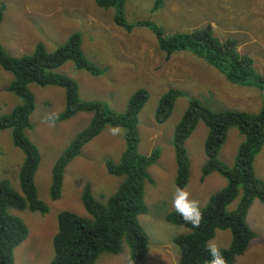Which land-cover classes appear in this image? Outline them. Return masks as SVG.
<instances>
[{"label":"rangeland","instance_id":"obj_1","mask_svg":"<svg viewBox=\"0 0 264 264\" xmlns=\"http://www.w3.org/2000/svg\"><path fill=\"white\" fill-rule=\"evenodd\" d=\"M0 11V46L13 57L32 54L38 43L52 53L65 42L64 38L67 40L73 32L79 34L82 54L101 72L92 74L72 61L53 71L74 79L81 99L98 100L109 110L123 113L134 92L146 91L147 99L138 113V150L149 155L157 149L159 155L148 167L149 178L143 185L147 212L141 224L149 236L144 264H178L179 252L173 238L188 229L165 219L174 210V127L190 98H197L214 111L239 110L253 114L262 107L264 89L228 80L222 71L191 50L168 55L160 48L156 30L162 37H169L209 24L218 39L236 40V50L249 55L254 71L264 74V0H124L125 27L116 24L115 7H101L96 0H0ZM11 79V74L0 65V116L23 102L7 90ZM28 88L34 98V109L24 136L39 152L34 183L38 198L48 209L40 213L27 208H8L27 229L25 237L15 246L13 257L14 264H49L54 255L52 239L57 232V214L68 210L87 216L81 199L86 185L91 196L99 201H105L117 189L122 177L110 175L104 161L117 162L125 143L123 131L113 136L108 131L110 125H106L66 164L60 196L55 200L50 198L53 164L71 140L88 126L92 113L79 111L57 121L65 108L64 88L36 83L28 84ZM170 89L179 90L182 95L175 99L167 119L158 124L155 110L161 96ZM206 136V125L198 121L184 142L189 161V178L184 189L200 206L226 185V179L217 172L202 178ZM242 139L238 129L230 127L218 153L219 160L232 165ZM257 155L254 172L264 181V145ZM23 160L24 153L14 145L10 129L0 130V181H8L18 193ZM238 200L239 196L227 206L228 211L236 208ZM246 222L256 236L233 264H264V204L258 199L249 206ZM210 241L219 248L228 247L230 230L217 229L207 246ZM128 256V245L122 242L118 254L101 253L95 264H127Z\"/></svg>","mask_w":264,"mask_h":264},{"label":"trees","instance_id":"obj_2","mask_svg":"<svg viewBox=\"0 0 264 264\" xmlns=\"http://www.w3.org/2000/svg\"><path fill=\"white\" fill-rule=\"evenodd\" d=\"M123 1L96 0L101 7H115L114 20L116 24L125 27L122 18ZM1 19L0 11V21ZM156 32L160 48L168 55L179 50H191L222 71L228 80L264 89V74L254 71L251 57L236 50V40H220L215 37L211 25L169 37H162L159 30ZM79 39V34L73 32L52 53L38 43L32 54L20 57L6 54L0 46V65L12 76L7 90L23 100L10 113L0 116V130L10 129L14 145L24 153L18 174L20 193L8 181H0V264H14V248L27 232L22 220L12 215L8 208H27L40 213H45L48 209L46 203L38 198L34 183V174L40 161L39 152L24 136V130L30 127L29 116L34 109V98L28 88L30 83L64 88L65 108L58 115L57 121L68 119L79 111L92 113L88 126L71 140L53 164L50 198L55 200L60 196L66 164L106 125L122 128L125 143L117 162L109 159L104 161L110 175L122 177L117 189L105 201H99L91 196L86 185L81 199L88 215L82 216L68 210L57 214V232L52 239L54 255L49 264H95L101 253L118 254L122 242L128 245V259L131 258L133 264H144L149 236L141 224L142 216L147 212L143 200V185L149 178L148 167L157 161L159 155L157 149L149 155L138 150V113L147 99V93L143 89L134 92L127 100L123 113L109 110L98 100L81 99L76 81L53 71L66 61H72L78 68L92 74L101 72L84 57ZM179 95H182L181 91L170 89L161 96L154 113L158 124L167 119ZM198 121H202L207 127L204 141L206 160L202 178L211 172H217L226 179V185L211 194L206 204L200 206L203 219L199 228L186 223L174 210L168 212L165 219L188 229L173 238L179 252L178 264H208L210 255L207 242L217 229L230 230V245L219 249L227 264H233L235 258L244 252L248 242L256 236L246 222L249 206L254 199L264 204V181L255 175L253 164L264 145V102L258 112L249 114L239 110L214 111L197 98H190L173 130L175 187L184 188L187 184L189 161L184 142ZM230 127H236L243 139L237 148L233 164L227 165L219 160L218 153ZM238 196L236 208L228 211L227 206Z\"/></svg>","mask_w":264,"mask_h":264},{"label":"clouds","instance_id":"obj_3","mask_svg":"<svg viewBox=\"0 0 264 264\" xmlns=\"http://www.w3.org/2000/svg\"><path fill=\"white\" fill-rule=\"evenodd\" d=\"M109 133L113 136L120 135L122 129L119 126H109ZM190 193L180 187H176L172 194V208L178 213L186 223H190L193 228H199L203 214L200 210V204L197 200L190 199ZM210 255L208 264H227L223 254L215 242L210 241L207 246ZM127 264H133L131 258Z\"/></svg>","mask_w":264,"mask_h":264},{"label":"crops","instance_id":"obj_4","mask_svg":"<svg viewBox=\"0 0 264 264\" xmlns=\"http://www.w3.org/2000/svg\"><path fill=\"white\" fill-rule=\"evenodd\" d=\"M62 41L64 42V41H66V39L64 38ZM63 42H62V43H63ZM249 86L251 87L252 85H249ZM253 87H254V86H253ZM257 154H258V153H257ZM257 156H258V155H256V157L254 158V162H253V164L255 163L256 158H258Z\"/></svg>","mask_w":264,"mask_h":264}]
</instances>
